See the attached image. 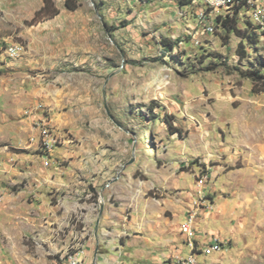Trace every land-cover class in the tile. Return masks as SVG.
Returning a JSON list of instances; mask_svg holds the SVG:
<instances>
[{
    "label": "rangeland",
    "instance_id": "rangeland-1",
    "mask_svg": "<svg viewBox=\"0 0 264 264\" xmlns=\"http://www.w3.org/2000/svg\"><path fill=\"white\" fill-rule=\"evenodd\" d=\"M53 1L60 12L34 22L44 0H0L2 156L44 152L38 122L46 117L58 136L55 171L63 174L80 142L77 130L85 128L96 134L95 154L122 164L120 176L130 168L138 180L156 178L158 166L169 188L181 177L182 189L171 192L185 214L202 190L213 208L200 209L198 228L208 224L207 233L227 241L215 252L218 264H264V91L249 75L263 67L264 30L255 43L222 27L206 32L201 14L216 25L225 12L202 0H73L75 10ZM233 16L242 29L255 20L247 7ZM14 42L24 49L7 57ZM133 152L135 161L126 164ZM27 201L10 214L0 210V244L23 230L30 251L36 240L44 250L53 227L57 244L81 224L80 210L60 209L52 229L40 231ZM62 252L51 257L59 261ZM208 256L198 254V261Z\"/></svg>",
    "mask_w": 264,
    "mask_h": 264
},
{
    "label": "crops",
    "instance_id": "crops-1",
    "mask_svg": "<svg viewBox=\"0 0 264 264\" xmlns=\"http://www.w3.org/2000/svg\"><path fill=\"white\" fill-rule=\"evenodd\" d=\"M77 137L80 142L73 147L69 166L63 174L55 171V157L45 151L15 158L8 153L3 157L0 149L1 211L10 214L17 210L21 206L19 200L28 195L33 202L27 201L26 208L33 211L32 220L36 227L40 225V231L41 225L48 229L55 225L60 209L80 210L81 220L78 228L69 229L64 243L57 242L61 248L55 241L56 227L48 232L52 235L50 248L42 250L36 240L35 252L29 250L23 240L25 232L20 230L8 237L7 245L0 244V264H66V252L71 244L81 248L85 264H176L179 253L188 254L181 232L185 208L171 192L182 189L183 179L175 178L174 186L169 188L165 183L166 173L162 174L158 166L154 169L156 178L138 180L130 168H126V175L120 176L122 164L118 160L95 154L96 134L80 128ZM14 186L21 188L15 195L11 193ZM60 189L64 194L56 202L52 197ZM17 195L19 199L15 198ZM102 197L105 208L98 224ZM206 225L198 228L199 241L206 240ZM57 249L63 251L59 261L51 257ZM215 254H210L211 258L201 264H218Z\"/></svg>",
    "mask_w": 264,
    "mask_h": 264
},
{
    "label": "built area",
    "instance_id": "built-area-1",
    "mask_svg": "<svg viewBox=\"0 0 264 264\" xmlns=\"http://www.w3.org/2000/svg\"><path fill=\"white\" fill-rule=\"evenodd\" d=\"M208 8L212 10H221L225 15H233L236 5L240 0H202ZM259 0H246L245 7L253 9L252 18L254 22L260 25L264 30V9L260 7ZM202 24L205 26L206 32H213L216 28L214 18L210 14L202 13L200 16ZM24 47L19 43H12L5 48L7 57H14L23 51ZM3 54V53H2ZM5 56V55H4ZM38 122L39 131L42 134V148L47 154H51L53 148L56 146L58 136L53 133V130L48 126L49 120L45 117ZM202 190H198V198L194 200L193 207L187 212L186 217L181 224V232L184 235V245L189 250L188 254H178L175 257L176 264H201L198 261V254L210 255L215 252H220L224 249L227 241L222 240L214 233H207L206 240L199 241L198 239V221L200 216V209H212L211 203L207 204L205 195ZM81 248L75 247L66 252V264H85L84 259L80 255Z\"/></svg>",
    "mask_w": 264,
    "mask_h": 264
},
{
    "label": "trees",
    "instance_id": "trees-1",
    "mask_svg": "<svg viewBox=\"0 0 264 264\" xmlns=\"http://www.w3.org/2000/svg\"><path fill=\"white\" fill-rule=\"evenodd\" d=\"M188 2H190V0H188V1L181 0L182 4H186ZM65 5L70 10H75L78 7V4L76 3V1H73V0H66ZM245 5H246V0H240L239 4L236 5L234 13L238 14L240 9L245 7ZM59 12H60V10L56 7L53 0H44V5L39 10L36 11V14L33 18V21L38 22L43 18H52L55 15H57ZM233 15H229V14L218 15L216 18V28L222 27L229 34L234 32L238 36L242 37L243 40L247 39L252 43L257 42V40H255V39L258 37V34L260 33L259 32V29H261L260 25H257L255 22L248 20V22H246V27L244 29H242L238 26L237 17L233 16ZM110 29L112 30L114 28H112V26H111ZM166 41H167L166 45L168 47H171V48L174 47L172 40L166 38ZM240 47L244 48V45L242 42H240ZM249 75L253 79V81L255 82V85L259 84V86L261 87L259 91H264V64H263L262 69L259 68L257 71L250 73ZM150 111H152L154 113V107L153 106H150ZM167 122H168L169 126L172 127L171 120L167 119ZM175 129H176V131H178L177 128H175Z\"/></svg>",
    "mask_w": 264,
    "mask_h": 264
},
{
    "label": "water",
    "instance_id": "water-1",
    "mask_svg": "<svg viewBox=\"0 0 264 264\" xmlns=\"http://www.w3.org/2000/svg\"><path fill=\"white\" fill-rule=\"evenodd\" d=\"M111 76V75H110ZM108 80L109 78L106 80L105 84H104V87H103V94H104V100H105V86L106 84L108 83ZM135 161V152H133V155H132V158L126 163V164H130V163H133ZM126 165H124L125 167ZM104 208H105V200L104 198L102 197L100 199V209H99V215H98V224L100 222V219L103 215V211H104Z\"/></svg>",
    "mask_w": 264,
    "mask_h": 264
}]
</instances>
